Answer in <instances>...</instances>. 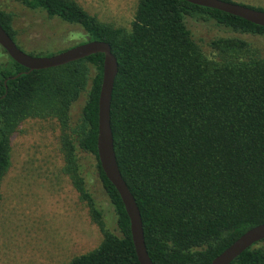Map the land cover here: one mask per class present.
<instances>
[{
	"label": "trees",
	"instance_id": "trees-1",
	"mask_svg": "<svg viewBox=\"0 0 264 264\" xmlns=\"http://www.w3.org/2000/svg\"><path fill=\"white\" fill-rule=\"evenodd\" d=\"M15 1L79 26L88 41L110 45L118 64L110 108L114 151L153 264H210L264 224V57L247 41L228 37L209 44L210 58L185 21L213 22L238 35L263 36V27L182 0H139L129 29L99 22L72 0ZM0 26L15 42L11 14L2 9ZM103 58L94 54L31 72L8 55L0 63V185L21 124L55 120L61 171L102 234L98 247L68 264H139L129 218L97 155ZM85 92L72 125L71 108ZM88 156L118 234L108 229L88 189ZM231 264H264V240Z\"/></svg>",
	"mask_w": 264,
	"mask_h": 264
},
{
	"label": "rangeland",
	"instance_id": "rangeland-1",
	"mask_svg": "<svg viewBox=\"0 0 264 264\" xmlns=\"http://www.w3.org/2000/svg\"><path fill=\"white\" fill-rule=\"evenodd\" d=\"M99 22L129 29L139 0H72ZM264 12V0H229ZM0 9L11 14L19 49L47 57L86 43L85 32L45 12L31 10L15 0H0ZM193 40L212 58L209 44L219 38L247 41L264 57V35H238L213 22L187 18ZM7 60L0 47V63ZM89 88V85H88ZM86 102V92L71 108L75 125ZM55 120H27L11 142V166L0 185V264H68L100 244L102 234L92 221L86 203L63 175ZM89 171L87 184L102 211L108 229L118 234L115 214L99 182L93 157L83 159Z\"/></svg>",
	"mask_w": 264,
	"mask_h": 264
},
{
	"label": "water",
	"instance_id": "water-1",
	"mask_svg": "<svg viewBox=\"0 0 264 264\" xmlns=\"http://www.w3.org/2000/svg\"><path fill=\"white\" fill-rule=\"evenodd\" d=\"M192 5L215 9L241 18L264 28V12L225 0H182ZM0 47L17 64L28 71L57 68L68 63L103 54V72L98 100L97 155L106 178L114 186L123 203L130 222L131 239L139 264H153L150 260L143 236V224L135 199L124 182L116 161L113 136L110 127L112 90L118 72V64L107 42L87 41L52 56L38 57L22 52L0 26ZM264 240V224L246 231L210 264H231L240 254L254 244Z\"/></svg>",
	"mask_w": 264,
	"mask_h": 264
}]
</instances>
